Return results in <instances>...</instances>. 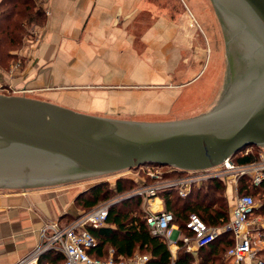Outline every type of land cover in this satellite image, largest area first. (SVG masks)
Here are the masks:
<instances>
[{
	"label": "crops",
	"instance_id": "1",
	"mask_svg": "<svg viewBox=\"0 0 264 264\" xmlns=\"http://www.w3.org/2000/svg\"><path fill=\"white\" fill-rule=\"evenodd\" d=\"M209 3L42 0L45 19L19 51L23 65L11 72L0 66V87L89 114L159 121L191 94L208 91L210 81L197 82L208 50ZM83 180L0 191V264H16L32 251L45 222L79 212ZM234 194L226 184L228 219ZM153 204L164 208L160 196ZM180 244L169 246L173 259ZM198 249L191 244L188 251Z\"/></svg>",
	"mask_w": 264,
	"mask_h": 264
},
{
	"label": "water",
	"instance_id": "2",
	"mask_svg": "<svg viewBox=\"0 0 264 264\" xmlns=\"http://www.w3.org/2000/svg\"><path fill=\"white\" fill-rule=\"evenodd\" d=\"M211 3L242 90L234 87L239 92L200 115L164 121L94 115L0 92V187L57 185L149 164L201 170L245 146H264V0Z\"/></svg>",
	"mask_w": 264,
	"mask_h": 264
},
{
	"label": "built area",
	"instance_id": "3",
	"mask_svg": "<svg viewBox=\"0 0 264 264\" xmlns=\"http://www.w3.org/2000/svg\"><path fill=\"white\" fill-rule=\"evenodd\" d=\"M256 152L255 159L236 163L234 156ZM149 164L138 167L142 176L136 178L137 185L129 191L115 195L88 210L79 211L70 220H49L42 225L41 241L31 252L16 264H36L41 253L58 250L63 254V264H148V255L136 253L130 258L112 256L109 249L107 258H97L89 254L95 245V238L88 227L105 224L111 205L125 196L137 195L141 198L146 223L153 234H159L168 247L181 242L179 248L188 250L191 244L201 247L215 240L222 231H228L234 242L226 250V257L232 264H262L253 243L262 239L264 219L253 216L255 199L250 192L239 193V180L245 177L250 185L264 181V146L248 145L225 158L219 165L201 170L176 171L169 166ZM152 168V169H150ZM211 179H221L225 185L234 188V204L230 217L223 226L208 225L201 217L190 212L185 221V230L175 225L174 214L161 208L153 209V198L165 189L174 190L185 197L193 187ZM175 225V226H174ZM170 250V249H169Z\"/></svg>",
	"mask_w": 264,
	"mask_h": 264
},
{
	"label": "trees",
	"instance_id": "4",
	"mask_svg": "<svg viewBox=\"0 0 264 264\" xmlns=\"http://www.w3.org/2000/svg\"><path fill=\"white\" fill-rule=\"evenodd\" d=\"M45 15L41 0H0V66L7 67L11 59L16 57L27 26H30V34L33 35L35 29L43 23ZM256 157V152H253L234 156L233 159L236 163H241ZM136 185V179L123 176L118 177L113 185H108L107 181L97 182L83 190L75 202L88 210L115 195L132 190ZM225 186L221 179H211L193 187L185 197L170 189L160 191L159 196L164 209L171 211L179 227L187 232L185 221L190 212L197 213L208 225L223 226L227 222ZM238 191L250 192L254 199L255 193H260L264 208V181L254 186L245 177L240 178ZM140 206L141 198L137 195L122 198L111 205L104 225L88 227L95 238V245L89 250V254L107 258L105 256L112 249L114 258H130L136 252L147 254L148 264H194V260H197L196 264H225L223 253L226 255V250L234 242L230 232L222 231L211 243L199 247L196 256L190 251H184L173 259L167 242L161 235L150 231ZM254 212H257V207ZM63 261V254L53 249L45 251L39 257V264H63Z\"/></svg>",
	"mask_w": 264,
	"mask_h": 264
},
{
	"label": "rangeland",
	"instance_id": "5",
	"mask_svg": "<svg viewBox=\"0 0 264 264\" xmlns=\"http://www.w3.org/2000/svg\"><path fill=\"white\" fill-rule=\"evenodd\" d=\"M42 1V0H41ZM211 3V0H209ZM209 3V13H207V19H206V25L207 28V53L204 60V70H203V76L202 78L197 82V84L204 85L206 80L209 82L207 84V93L206 95H200L194 96L191 94L188 98H186V101H182V104H176L174 106V109L171 111L170 115H167L165 118L159 120H174V119H184L189 118L193 116L200 115L202 113H205L212 109L227 93L229 88L235 89L233 94L235 95L238 90L236 88L241 85L242 79H237L234 75L230 76V65H229V59L227 58L226 53V43L224 40V37H222L221 33V25L219 22V19L216 16L215 10L213 8V4L211 3L210 6ZM206 5V3H205ZM212 8V10H211ZM206 30V29H205ZM33 38V35L30 34V26H27V31L25 35L23 36V43L22 46L17 49L16 51V57L11 59L7 67H2L4 70H8V72L14 71L19 69L23 65V59H20L19 51L23 49L25 44H27V41H30ZM237 69V68H236ZM235 71V70H234ZM246 73V71L243 72V74ZM252 72L247 73L250 75ZM254 73V72H253ZM214 75L213 80H210V77ZM255 76V75H254ZM244 79V77H243ZM238 84V85H237ZM195 85V84H194ZM193 85V86H194ZM237 85V86H236ZM236 87V88H234ZM205 90V89H204ZM241 90V89H240ZM0 92L5 94H14L11 91H6L4 87H0ZM218 92V93H217ZM217 93V95L214 94ZM233 100V99H231ZM159 167H163L158 165ZM156 167V165H155ZM152 169V168H150ZM142 170L135 169V170H123L116 173H109L106 175L96 176L84 179L82 181V184L86 185V188H88L90 185L95 184L97 182L101 181H107L108 185L114 184L115 180L118 177H130V178H139L142 176ZM23 188L14 186V187H0V191H15V190H22ZM112 196V195H111ZM110 196V197H111ZM262 198L260 193H255V207H257V212H254L253 216L260 217V219H264V208H262ZM142 208V206H140ZM228 208V207H227ZM77 209L80 211H84L86 209L80 207L77 205ZM229 208H228V215H229ZM185 217V216H184ZM183 217V218H184ZM262 233H264V229H262ZM262 239H264V235H262ZM263 241V240H262ZM40 244V243H39ZM253 249L256 250L257 256L264 260V242H258L255 241L253 243ZM48 251V250H47ZM178 253L188 251L184 250L183 248H178ZM31 252V251H30ZM44 253V252H43ZM176 253V254H178ZM42 254V253H41ZM40 254V256H41ZM39 256V257H40ZM109 255H106L105 257H108ZM196 256V254L194 255ZM224 263L229 264L227 257L225 255V252L223 253ZM197 260H194V264H196ZM36 264H39V258Z\"/></svg>",
	"mask_w": 264,
	"mask_h": 264
},
{
	"label": "bare ground",
	"instance_id": "6",
	"mask_svg": "<svg viewBox=\"0 0 264 264\" xmlns=\"http://www.w3.org/2000/svg\"><path fill=\"white\" fill-rule=\"evenodd\" d=\"M243 86H244V84L239 85V87H238L239 90H240V89L242 90V89H243ZM239 90H238V92H239ZM232 93H233V90H230V92H229V90H228L227 95L232 94ZM225 98H226V96H225ZM225 98H224V99H225Z\"/></svg>",
	"mask_w": 264,
	"mask_h": 264
},
{
	"label": "flooded vegetation",
	"instance_id": "7",
	"mask_svg": "<svg viewBox=\"0 0 264 264\" xmlns=\"http://www.w3.org/2000/svg\"><path fill=\"white\" fill-rule=\"evenodd\" d=\"M221 29V33H222V37H224V35H223V31H222V28H220ZM224 40H225V38H224ZM232 74L230 73V76H231ZM236 77V76H235Z\"/></svg>",
	"mask_w": 264,
	"mask_h": 264
}]
</instances>
